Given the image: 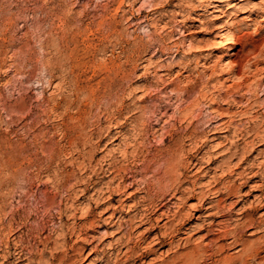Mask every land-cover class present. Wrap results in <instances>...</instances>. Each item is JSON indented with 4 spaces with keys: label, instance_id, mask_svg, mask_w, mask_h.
<instances>
[{
    "label": "rangeland",
    "instance_id": "1",
    "mask_svg": "<svg viewBox=\"0 0 264 264\" xmlns=\"http://www.w3.org/2000/svg\"><path fill=\"white\" fill-rule=\"evenodd\" d=\"M263 11L0 0V264H264Z\"/></svg>",
    "mask_w": 264,
    "mask_h": 264
},
{
    "label": "bare ground",
    "instance_id": "2",
    "mask_svg": "<svg viewBox=\"0 0 264 264\" xmlns=\"http://www.w3.org/2000/svg\"><path fill=\"white\" fill-rule=\"evenodd\" d=\"M174 1V0H173ZM204 1H207V0H204ZM215 2H217V1H220V0H214ZM240 2H244L245 0H239ZM122 2V1H121ZM158 2V1H157ZM151 3V2H150ZM149 3V4H150ZM154 5V4H153ZM152 5V6H153ZM168 5V4H167ZM201 5V4H200ZM203 5V4H202ZM205 5V4H204ZM203 5V6H204ZM211 5V4H210ZM155 6V5H154ZM207 6V5H206ZM158 7L160 8V7H162V5L159 3V5H158ZM158 7H155V8H157L158 9ZM213 7V5L210 7V8H212ZM163 8V7H162ZM199 8V7H198ZM152 9V8H151ZM206 10V9H205ZM264 12V11H263ZM150 13V12H149ZM220 28H222V26L220 27ZM222 30V29H221ZM225 34V33H224ZM221 35H222V33H221ZM220 36V35H219ZM228 36V35H227ZM225 39H226V36H225ZM227 40V39H226ZM228 41H230L229 42V46H228V48H226V50L228 51V50H232V49H234V47H236L237 45H238V39H236V38H234V36L232 35V36H230V38H229V40ZM164 43V42H163ZM162 44V43H161ZM191 47V46H190ZM196 48H198L199 49V52H202L203 53V49H202V47H200V46H195ZM163 49V48H162ZM165 49V48H164ZM165 53V52H164ZM189 54V53H188ZM187 55V54H186ZM206 58V57H205ZM229 60H227L226 61V63H231V62H228ZM225 63V62H224ZM242 63V62H241ZM240 64H239V62H234V68L231 70V72H230V74L233 76V77H235V75L236 74H239V72H240ZM163 71V70H162ZM166 71V70H165ZM171 73V72H170ZM215 72H213V74H214ZM163 74V73H162ZM165 74V73H164ZM164 76V75H163ZM166 76H168V74L166 75ZM165 76V77H166ZM162 78V77H161ZM169 78V77H168ZM163 80V79H162ZM161 80V81H162ZM227 81H228V79H227ZM158 83V82H157ZM208 83V82H207ZM160 84V83H159ZM166 84V83H165ZM251 86V85H250ZM240 87V86H239ZM238 87V88H239ZM245 87V86H244ZM145 89V88H144ZM143 89V90H144ZM241 89H242V87H241ZM252 89V88H251ZM155 90V89H154ZM163 91V90H162ZM158 94V93H157ZM158 96V95H157ZM166 97V96H165ZM179 97H181V96H179ZM186 98V97H185ZM158 99V98H157ZM178 100V99H177ZM183 100V99H182ZM145 101V100H144ZM184 101V100H183ZM168 102V101H167ZM161 104V103H160ZM167 104H169V102L167 103ZM157 105V104H156ZM182 105V104H181ZM172 106V105H171ZM179 106V105H178ZM175 107V106H174ZM146 108V107H145ZM173 108V107H172ZM143 109V108H142ZM167 109V108H166ZM145 110V109H144ZM181 110V109H180ZM142 111V110H141ZM183 111V110H182ZM176 112V111H175ZM174 112V113H175ZM179 112V111H178ZM181 113V112H180ZM150 114V113H149ZM153 114V113H152ZM164 114V113H163ZM167 114V113H166ZM165 114V115H166ZM156 115V114H155ZM161 115H162V113H161ZM164 115V116H165ZM153 116V115H152ZM170 116V115H169ZM168 116V117H169ZM163 117V116H162ZM167 117V116H166ZM167 117V118H168ZM219 117V116H218ZM161 119V118H160ZM163 119V118H162ZM149 120V119H148ZM158 121V120H157ZM127 122V121H126ZM213 122V121H212ZM211 123V122H210ZM223 123V122H222ZM221 123V126L222 125H225L224 123L222 124ZM141 124V123H140ZM211 126V125H210ZM221 126H214V128L212 129V130H217L218 132H220V133H226V132H228L229 130V127L228 126H223V127H221ZM161 128V127H160ZM211 130V131H212ZM207 133V132H206ZM206 135V134H205ZM255 135H256V139H262V137H260V135H262L260 132H255ZM261 141V140H260ZM247 150V149H246ZM242 151V150H241ZM246 152V151H245ZM240 154V152L238 153H234V155L233 156H235V157H238V155ZM247 156H245L244 155V153H242V155H241V158H240V163L237 165V168H239V167H242V165L247 161ZM174 165V164H173ZM175 166V165H174ZM253 166V165H252ZM168 167V166H167ZM176 169V168H175ZM251 169V167H247V168H244L243 169V172H241L240 173V177H241V179H244L246 176L244 175V173H246L248 170H250ZM171 170V169H170ZM224 173V172H223ZM250 173H252L251 171H250ZM168 174V173H167ZM260 174V173H259ZM258 173H254V174H251L247 179L248 180H251V179H254V178H256L258 175H259ZM166 175V174H165ZM262 176V175H261ZM247 179H245V181H243L242 182V184H247ZM121 180V179H120ZM262 181H263V184H264V177H262ZM175 187V186H174ZM257 187V185H254V184H252V186H251V191L250 192H247L245 195L247 196V195H250L251 193H253V192H255V191H257L258 189L256 188ZM145 190V189H144ZM226 192H227V194L229 195V194H237L238 192H237V190H236V186L234 185V186H228V187H226ZM86 191V190H85ZM96 191V190H95ZM138 192V191H137ZM216 192V191H215ZM218 192V191H217ZM223 192V191H222ZM168 193V192H167ZM175 194V193H174ZM160 196V195H159ZM201 196V195H200ZM205 196V195H204ZM204 196H201L200 198H199V200H200V202L202 203H206V196L204 197ZM174 197V196H173ZM212 198V197H211ZM143 199V198H142ZM151 199V198H150ZM158 199V198H157ZM167 199V198H166ZM213 199V198H212ZM162 201V200H161ZM155 202V201H154ZM151 204V203H150ZM152 206V205H151ZM263 206V205H262ZM144 207V206H143ZM158 207V206H157ZM210 208V207H209ZM156 210V209H155ZM148 211V209L146 210V212ZM251 211L252 210H250V213H251ZM141 212V211H140ZM139 215V214H138ZM151 215V214H150ZM215 216V215H214ZM149 217V215H148V213H145V214H143L142 215V217H140V223L142 222V221H144V220H148V221H150L149 219H150V217ZM168 217V216H167ZM136 219V218H135ZM139 221V220H138ZM137 221V222H138ZM251 221V223L252 224H256V222L254 221V220H250ZM136 222V221H135ZM146 222V221H145ZM139 223V222H138ZM222 223L223 222H218V224L217 225H222ZM146 224V223H145ZM176 231V230H175ZM46 237H48V236H46ZM163 238H165V237H163ZM234 238L235 239H238V236H234ZM154 239H156L157 241L155 242V245H159L160 247H164L165 246V241H163V240H161V237H156V238H154ZM170 241V245H172V243H173V240H171V238L169 239ZM177 242V241H176ZM174 245V244H173ZM130 247V246H129ZM124 250V249H123ZM131 250V249H130ZM129 250V252H131ZM134 250V249H133ZM18 253V252H17ZM121 253H122V251H121ZM128 253V252H127ZM133 253V252H132ZM16 255V254H15ZM133 256V255H132ZM21 257V255H20V253H19V256H18V259ZM24 257V256H23ZM134 258V257H133ZM126 259H127V257H126ZM20 260V259H19ZM127 261V260H126Z\"/></svg>",
    "mask_w": 264,
    "mask_h": 264
}]
</instances>
